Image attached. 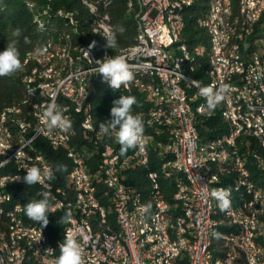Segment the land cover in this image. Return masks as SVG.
<instances>
[{"label": "bare ground", "instance_id": "1", "mask_svg": "<svg viewBox=\"0 0 264 264\" xmlns=\"http://www.w3.org/2000/svg\"><path fill=\"white\" fill-rule=\"evenodd\" d=\"M83 1L92 14L95 33L103 37L111 33L109 25H113L109 14L106 13L108 18L106 23L98 4L88 0ZM195 1L162 0L163 6L158 7V14L162 16L160 32H165V36L168 34L170 41L177 42L175 47L167 49L170 81L175 83V89L182 98V106H186V109H182V116H186L187 121L191 123L193 143L198 151L201 171L209 181L207 192L210 213L209 223L204 231L201 264H222V260H225L229 254V247H225L224 242L229 236H235L230 237V253L233 258H240L241 255L243 258H252V246H255L261 263L264 264V114L260 111L261 108L264 113V58L259 53L251 55L254 65L262 66V73L249 71L252 91L250 95V92H246L244 56L239 50L242 48L245 36L248 1L239 0L240 14L235 15L233 0H212L208 15L201 25L210 35L209 84L215 79L225 80V84L230 86L226 100L220 102L229 131L210 143L202 144L197 127L199 115L211 116V113H208L204 100L196 106L193 104L197 99L205 98L199 95L200 82L192 79L185 72L191 54L188 46L181 42V34L185 28L183 9L192 6ZM249 2L251 9H258V0H249ZM129 6L131 9L137 7L135 19L139 34L134 46L121 50L117 55H133L132 65L135 66L134 70H131L134 78L139 72L148 77V82L145 83L148 89L146 95L152 108L147 114L142 113L145 128L143 150L135 148L133 154L122 157L120 150L115 147L116 144L104 143L107 138L115 139V133L100 132L99 125L102 122L97 123L92 115V104L89 99L94 88L93 77L97 75L94 71L97 67L95 62L105 56L111 57L108 51L98 55L83 44H74L70 36L62 35L58 41L49 40L43 45L48 48L45 56L37 57L34 53L30 54L26 63L33 62L34 66L31 72L23 77V83L26 91L35 97V103L32 104L36 107V112H33L35 122L32 124L31 121L30 123L19 118L17 116L20 112L19 108L6 109L0 118V159H8V161L0 160V173L9 175V178L0 179V264H48L46 261L38 260L41 258V243L56 250L52 255L53 259L60 255L59 246L53 247L48 243L47 235L42 228L27 223L23 204L15 202L11 196L10 188L20 183L21 170L25 172L31 166L39 167L42 172L47 168H53L49 161L43 162L47 159L36 147V139L39 137L47 139L55 147L65 148L73 163L71 178L69 182L67 181L72 192L70 189L66 191L60 187L63 201L56 194L48 192L56 189L53 181H45L42 185L45 188L38 186L41 196L44 192L49 193V210L65 213L71 211L73 219L75 216L80 223L87 224L88 235L85 232L72 231L70 224L65 226V235L69 232L74 234L80 245H88V236H99L97 252L101 253H109L110 249H119L121 246L124 247V251H132L128 224L120 208L122 206L120 190L124 195L126 217L133 229L134 246L139 250L143 260H155L154 264H172L173 259L174 264H197L196 255L201 241V213L199 202H193V198L194 201H201V190L195 180L194 170L188 169L186 152L180 147L172 148L174 139H177L178 120L175 114L174 96H171L170 81H166L163 57L148 58L147 65L146 57L143 56L154 50V41H150L149 38L150 22H147L146 17L147 0H129ZM176 6H180L176 9L178 24L173 23L168 13V10H174ZM58 14L73 19V13H65L61 10ZM259 18H251L250 27H253ZM219 36H225V40H220V47H224L223 59L230 61L226 78L223 67L216 62L215 41L219 40ZM195 51L198 53L200 50L196 48ZM75 75L73 90H77L78 98L87 96L83 116L88 128L83 120L80 124L88 138L89 132L91 137H96L97 146H102L105 152L107 165H111L115 175H118V186H114L108 167H104L102 154L100 173L103 175V183L106 187L103 196L108 198V206L97 195V173L89 172L84 158L71 145L74 124L67 132L61 129L49 131L41 121L44 105L53 96L59 108L67 111L71 122L76 118L75 115H80L77 104H70V100L65 98V92L44 89L66 87L69 79ZM132 88H135L132 82L127 87L122 86L126 92L131 91ZM137 88L145 92V86H137ZM192 88L198 89L194 95L189 94ZM125 93L122 95L126 96ZM227 100H230V103ZM256 104L260 108H256ZM232 108L235 110L234 114ZM149 128L155 129L156 136L162 135L165 128L169 129L168 140L165 143L158 141L159 146L163 148L161 154L171 157L165 158L162 162V173L169 175L167 170L173 167L184 176L176 180L177 191L174 199L177 213L174 218L169 204L161 195L160 172L153 171L154 178L151 171L147 174L151 191L150 202H146L133 186L125 182L123 171L127 164L132 160L142 165H147L149 162L150 148L155 144L153 133L147 131ZM5 129L11 133L13 139L9 134H4ZM252 133L259 134L261 139H252V142H249ZM89 140L93 143V138ZM25 142L29 149L22 148ZM71 151L74 155H71ZM210 151H214V157ZM80 174H83V179H88L87 187L77 186ZM225 178L227 181L223 180ZM220 189L230 190L231 205L224 212L220 210L218 200L212 196L214 190ZM111 212L114 214V221L109 218ZM23 224H29V228L16 229ZM221 225L227 226L230 231L221 234L217 242L213 233H216L217 227ZM109 227L113 232L112 238L109 235ZM245 227L249 228V242L244 236H239L245 234ZM29 230L44 234H40L39 240L35 235H29ZM88 257H92V263H99L96 248L88 249ZM23 258L25 260H22ZM110 262L128 264V257L126 253H112ZM83 264L89 262L83 261ZM232 264H245V260H237V263ZM249 264H258V262H249Z\"/></svg>", "mask_w": 264, "mask_h": 264}, {"label": "trees", "instance_id": "2", "mask_svg": "<svg viewBox=\"0 0 264 264\" xmlns=\"http://www.w3.org/2000/svg\"><path fill=\"white\" fill-rule=\"evenodd\" d=\"M91 3L98 4L100 11H105L111 18V23L114 30L118 26H123L125 31L123 34L117 33L118 46L115 49L105 48L106 40L100 34L95 33L93 27V17L89 7L83 0H0V41L3 42V47L6 48L8 43L15 42L20 52V59L23 67L12 76L0 77V118L4 111L8 108H19L20 112L17 116L28 122H35L33 112L31 113L30 102L34 104L35 97L26 91L23 83V77L29 74L34 66L33 62L26 63L30 54L34 53V49L44 45L49 40L58 41L63 36H70L74 44H83L91 48L98 55L103 54L106 49L112 56L117 55L121 50L132 47L136 44V39L139 34L137 21L135 19V11L137 7L130 8L129 0H88ZM212 0H196L192 6L183 9L185 19V28L181 34V42L186 44L191 54L189 63L185 66L186 74L200 82L201 86H209L208 70L210 69V35L206 28L201 25V22L207 17L210 10ZM233 10L235 15L240 14L239 0H233ZM65 13H73V19L65 15H59V11ZM254 33L243 44L242 54L244 52L252 54L258 53L264 58V13L259 20L253 25ZM20 29L21 34L17 36L16 30ZM25 37L30 43L25 42ZM60 37V38H59ZM58 38V39H57ZM168 38V39H167ZM167 40V49L177 45V42L169 40V35L165 36ZM169 40V41H168ZM64 43V40H62ZM92 45V47H89ZM199 48V52L195 51ZM143 82H148L147 75L139 72ZM94 88L91 91L89 101L92 104V115L97 123L105 122L111 119L110 109L113 106V101L118 99L124 91L112 90L109 85L103 81L100 74L94 75ZM137 90V91H136ZM132 91V92H131ZM126 92V96H134L137 103L133 106V112L138 114H147L152 108L151 102L147 99V95L138 88H132ZM198 91L197 88L189 90L190 95H194ZM204 100V101H203ZM205 99H197L193 104L196 106ZM34 102V103H33ZM150 102V103H149ZM150 104V105H149ZM211 116L199 115L198 131L202 144L212 142L214 139L228 133V123L223 116V106L219 103L214 110L208 111ZM80 115H75L71 124L74 126V137L71 145L76 151L82 155L86 166L90 173L97 175L98 192L97 195L102 199L103 203L108 206V198L103 196L106 187L103 183V175L100 173L102 165V146L100 149L95 147L85 134L81 120H78ZM76 121V122H75ZM30 122V123H31ZM14 131V130H11ZM148 132L154 135V145L150 148L149 162L147 165H142L136 160H132L125 166L124 176L125 182L134 187L140 193L146 202H150V183L147 178L148 172L151 170L161 173L160 182L162 186V196L170 206V212L174 218L177 210L175 209L176 180L183 178V174L169 167L166 175L161 171V165L164 159H170V156L161 154L163 148L159 143H165L168 140L169 129L165 128L162 135L156 136L155 129L149 128ZM163 138V139H162ZM113 141V142H112ZM156 141V142H155ZM160 141V142H158ZM104 143L115 145L120 150V145L114 137L107 138ZM36 147L41 151L46 159L51 163L53 170L57 163L67 166V171L56 173L54 184L60 185L66 191H70L67 178H71L73 171V163L65 148L55 147L50 142L39 137L36 139ZM96 148V149H95ZM97 151V152H96ZM134 153V149H129L122 157H127ZM87 155V156H86ZM91 155V156H90ZM164 156V157H163ZM227 181V179H223ZM68 181V182H67ZM70 189V190H69ZM72 192V190H71ZM13 198L15 202H21L24 206L28 201L39 200L42 196L39 194V188L36 185L29 186L23 180L13 187ZM64 211L52 212L49 210V224L46 227L41 224L31 221L26 216V221L29 224L42 228L47 235L48 243L53 247H58L63 242L65 237L66 224L58 223L60 218L64 216ZM114 214L109 213V218L114 221ZM3 229V227H1ZM227 226L221 225L216 229L218 235L215 240L219 242L220 235L229 232Z\"/></svg>", "mask_w": 264, "mask_h": 264}, {"label": "clouds", "instance_id": "3", "mask_svg": "<svg viewBox=\"0 0 264 264\" xmlns=\"http://www.w3.org/2000/svg\"><path fill=\"white\" fill-rule=\"evenodd\" d=\"M125 31L123 26H118L113 32L104 36L106 40L105 48L115 49L118 46L117 33L123 34ZM17 36L21 34V30L17 29ZM25 42L30 43L27 37ZM89 47H92L90 45ZM48 48L39 46L34 49V54L37 57L46 55ZM87 55L88 52L86 51ZM97 67L94 69L96 74H100L103 81L109 87L116 91L122 86L127 87L134 79L131 66L126 61L125 57L114 55L105 56L102 60L95 62ZM23 64L20 59V52L15 42L8 43L5 50L0 51V77L12 76L17 73ZM195 83V81H192ZM230 86L221 84L219 88L214 86H200L199 95L206 100L207 111H212L222 102L228 92ZM137 103L134 96L121 95L113 101V106L110 109L111 119L100 123L99 131L108 134L115 133V140L121 146L120 154L125 155L129 149L144 147V122L141 114H133V106ZM41 121L46 125L47 129H61L65 132L71 129L72 124L69 117L65 116L63 111L56 103V98L53 96L49 102L45 103L44 111L41 116ZM67 171V166L57 163L53 168H47L43 172L37 166H31L25 170L26 174L22 177L23 182L29 186L36 184L44 185L45 181H53L56 179V173ZM21 179V178H20ZM212 196L215 197L222 212L230 208V190L220 189L214 190ZM49 193H42V198L39 200H31L24 204V211L27 218L31 221L41 224L46 227L49 224ZM73 222L71 211H68L62 216L58 223L70 224ZM213 235H218L213 233ZM56 250L52 248L45 249V255H53ZM60 255L55 259L54 264H83V255L81 245L77 242L74 234L67 233L62 243L59 244Z\"/></svg>", "mask_w": 264, "mask_h": 264}, {"label": "built area", "instance_id": "4", "mask_svg": "<svg viewBox=\"0 0 264 264\" xmlns=\"http://www.w3.org/2000/svg\"><path fill=\"white\" fill-rule=\"evenodd\" d=\"M247 1H248V8H247V22H246V28H245V36L242 42V48H239V50H243V44L248 40L251 34L254 33V27H250L251 18H259L264 13V0H258V9H251V2H249V0ZM159 6H163L162 0H147L146 17H147V22H150V37L149 38H150V41H154V50L151 53H145L143 56L146 57L147 65H148V58H155V56H162L163 64L165 67L166 81H170V73H169L170 61H169V56L167 54V43L165 40V32H160L162 16L158 14ZM178 7L180 6H176L174 10H168V13L170 17L172 18L173 23H176V24H178L177 18H176V9ZM103 15L105 16V22L108 23V18H107L105 11H103ZM224 20L225 21L227 20V13H226V17ZM109 28H111V32L114 31V26L109 25ZM220 40H225V36H219V40L215 41V56H216V62L218 63V65L223 67L225 78H226V73L228 72V63L230 61L223 59L224 47H220ZM105 52H107L106 49L103 50V53ZM132 56L133 55L123 56V57H125L126 61L131 66V69L134 70L135 65H132ZM243 65L245 68L246 92H250V95H252V91L250 90L249 71H257V73H262V66L254 65L252 61V57L249 56V53L247 52L246 53L244 52ZM75 78H76V75L75 77L70 78L68 81V86L66 87H50V88H44V89H50L53 92H65V98L70 100V104H77V107L80 109V116H79L80 118L78 120H83V123L88 128V125L86 124L85 116H83V109H84V104H85L87 96H85V98L77 97V90H73V81ZM132 84L135 88H137V86H145V93L148 95V89L145 85V82H143L139 74H137V77L133 79ZM221 84H225V80H215L214 79V82H210L209 86L219 87ZM170 86H171V96H174V108H175V114L178 120L177 139H174V144L172 148L180 147L184 152H186L188 169L194 170L195 180H197L199 184V189L201 190V201H194V198H193V202H199V211L201 213V241H200L198 253L196 255L197 264H201V249H203L204 231L209 223V213H210L208 210L209 193L207 192V185H209V181L206 179L205 173L201 171V164L198 161V151L196 149L195 143H193V132L191 128V123L187 121L186 116H182V109H186V106H182V98L179 97L177 90L175 89V83H171L170 81ZM227 101L230 103V100H227ZM30 108H31V112H36V107H33L31 102H30ZM256 108H260V106L256 104ZM260 111H261V114H264L261 108H260ZM234 112L235 110L232 108V113L234 114ZM63 113L65 116H67V111H63ZM133 114H137V113L133 112ZM36 115H41V114H36ZM4 134H9V136L11 137V133L6 131V129L4 130ZM89 138H93V145L100 149V146H97L96 144V137H91L90 132H89ZM252 139H261V137L257 133H252L249 139V142H252ZM22 148L29 149L26 142L25 144L22 145ZM100 152L104 155V167H108V172L110 173L111 181H113L114 186H118V175H115L114 170L112 169L111 165H107L105 161V152L101 149H100ZM210 152H211L212 157H214V151H210ZM71 155H74L73 151H71ZM0 160L8 161L7 158L0 159ZM47 161L48 160H43V162H47ZM237 164H238V159H237ZM151 173H152V178H154L153 170H151ZM25 174L26 173L23 170H21V175L19 176V179L21 178L20 182L23 180L22 177ZM1 178H9V175L7 173H0V179ZM67 180L69 181V178H67ZM87 180L88 179H83V174H80L79 183H77V186L87 187ZM37 186H42V185L37 184ZM42 188H45V187L42 186ZM10 190H11V196H13V193H12L13 188H10ZM48 192L56 194L58 198H60L63 201V199L61 198L60 185H57L55 190H48ZM119 195L122 198V206L120 208H121V213L124 216V219L126 220L128 224V232L130 234L131 242H132V251H124V247L121 246L119 249H110L109 253L97 252V244H98L99 236H88V245H81L83 261H87L89 262V264H115V263L110 262V255L112 253H126V256L128 257V264H154L155 260H143L142 255H139V250L134 246L133 229L130 227V222H128V217H126V208L123 205L124 195L121 193L120 190H119ZM160 204L162 206V203ZM99 211L101 212V209H99ZM3 222H7V220H3ZM160 224L162 225V222ZM21 227L29 228V224H23V226H17L16 229H20ZM70 227H71V230L74 232H85V234L88 235L87 224L80 223L75 216H74L73 222L70 223ZM11 234L13 236V233ZM40 234H44V233H34L33 231L29 230V235H35L36 238H38L39 240H40ZM109 235H110V238L113 237V232L110 227H109ZM239 236H244L245 238L248 239V242H249V228L245 227V234L239 235ZM230 237H235V236H229L224 239L225 247H229V254L225 260H222V264L237 263V260H245V264H249V262H258V264H262L260 260V256L257 252V249H255V246H252V258H243L242 255L240 258H233L230 253V246H231ZM13 238H16V237H13ZM25 248L27 250V245L25 246ZM47 248H49L47 244L41 243V258H38V260L46 261L48 262V264H54L55 259H53V256L44 254L45 249ZM89 248H96V256H99V263H92V257H88ZM22 260H25V258H23ZM172 264H174L173 259H172Z\"/></svg>", "mask_w": 264, "mask_h": 264}, {"label": "rangeland", "instance_id": "5", "mask_svg": "<svg viewBox=\"0 0 264 264\" xmlns=\"http://www.w3.org/2000/svg\"><path fill=\"white\" fill-rule=\"evenodd\" d=\"M0 28H1V24H0ZM5 50V48L3 47V42L0 41V51Z\"/></svg>", "mask_w": 264, "mask_h": 264}]
</instances>
